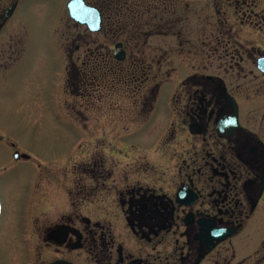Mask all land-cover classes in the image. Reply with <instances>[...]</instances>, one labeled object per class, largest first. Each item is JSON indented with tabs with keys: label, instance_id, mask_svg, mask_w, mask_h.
I'll use <instances>...</instances> for the list:
<instances>
[{
	"label": "flooded vegetation",
	"instance_id": "obj_1",
	"mask_svg": "<svg viewBox=\"0 0 264 264\" xmlns=\"http://www.w3.org/2000/svg\"><path fill=\"white\" fill-rule=\"evenodd\" d=\"M70 1L60 0L61 10L68 14L73 23L70 27L78 34L84 24L71 17ZM160 1L164 5L163 13L167 12L170 0ZM236 1L242 16L262 17L264 22V10H256L259 0ZM25 2L0 0L2 70H12L24 57L25 40L18 32L24 20L17 16ZM85 2L102 14L99 32L111 35L129 32L133 24L141 30L143 38H150L160 30L156 27L176 25L175 20L171 23L162 18L163 24L144 21L142 0ZM176 4L175 1L173 7ZM250 22L256 27L263 26ZM84 26L94 34L99 33ZM221 33L227 36L222 35L225 39H219V44L211 49L226 60L229 58L230 67L226 69L234 78L227 70L225 74L206 72L207 64H204L201 70L181 80V90L178 88L171 96L169 125L154 141L153 161L146 154L129 152L128 147L132 144V149L137 150L139 144L145 145L137 137L147 138L146 125L156 115V105L150 103L157 102L161 83L148 91L143 87L135 90V94L145 97L142 100L145 103L136 107L143 109L144 118H149L137 131H128L127 127L115 141L112 127L99 121L104 125L99 128L106 132L102 131L96 140L104 147L86 153L88 144L85 147L84 141L78 153L59 162L64 164V169L47 175L54 185L43 186L41 191L36 186L31 198L35 209L43 206V215L33 214L27 220H44L41 229L31 223L30 233L33 236L36 228L40 230L43 248L50 254L43 264L59 259L74 264H264V121L256 120L252 124L246 119L248 113L256 117L264 112L258 105L246 111L237 96V82L234 89L228 84L227 80L237 81V69L238 72L244 69L243 64L253 54L239 51L237 36L229 39L230 28ZM143 41L140 44L144 47L149 45L148 40ZM118 42L126 51L122 61L115 58V50L103 54L101 47L96 46L90 47L89 53L94 61L85 58L81 62L83 43L79 35L64 44L62 48L68 55L67 91L78 98L91 96L101 66H105L112 80L117 69L115 63L128 59L134 63V57H128L127 41ZM257 59L254 64L258 67ZM137 60L141 74L133 80L138 87L139 83L146 85L151 75L145 60ZM157 60L161 66L162 59ZM175 70L176 67L170 72ZM126 76L122 70L121 79L129 82L130 77ZM82 106L74 105L73 109L81 113ZM235 115L236 125L229 124L227 131L221 130V121ZM156 127L154 123L152 128ZM116 143L124 145L117 153L112 149ZM117 158L124 161L123 168H117L122 164ZM72 161L73 168L65 169ZM3 219L1 202L0 220Z\"/></svg>",
	"mask_w": 264,
	"mask_h": 264
},
{
	"label": "rangeland",
	"instance_id": "obj_2",
	"mask_svg": "<svg viewBox=\"0 0 264 264\" xmlns=\"http://www.w3.org/2000/svg\"><path fill=\"white\" fill-rule=\"evenodd\" d=\"M175 1L177 4L173 7ZM131 3L133 6L134 2ZM61 6L60 0H26L17 16L24 20L18 30L25 40L24 57L12 70L0 68V198L4 217L0 220V264H43L48 260L50 254L43 248L40 230L36 228V234L30 235L31 223L41 229L44 221L27 220L33 214L43 215V206L38 205L35 209L31 193L37 190V185L39 191L43 186L54 185L47 175H55L64 169V164L59 165V162L78 153L84 141L85 147L88 144L86 153H91L94 148L102 149L104 146L97 143L96 138L106 129L101 130L99 126L104 127L107 123L112 127L114 140L120 139L127 127L128 131H137L149 118H144L143 109L136 107L145 103L142 102L145 97L135 94V90L143 87L148 91L161 83L157 102H149L156 105V115L146 125L147 138L137 137V141L145 145L139 144L137 150L132 149V144L128 147L129 152L146 154L153 161L154 141L169 125L171 96L178 88L181 90V80L189 73L201 70L204 64H207L206 72L221 74L230 67L229 58L226 60L211 49L219 44V39H225L222 35L227 36L226 33L221 32L227 28L232 30L228 35L230 40L237 36L239 51L247 50L253 54L243 64L244 69L240 72L237 69V81L227 80L228 84L234 89L237 82V96L246 111L258 105L264 112V74L254 64L255 58L264 54V22L262 17L242 16L236 0H170L165 13L160 0H142L140 7L144 21L152 25L163 24L162 19L176 22L172 27L169 23L165 27H154L160 30L150 38H143L141 30L133 24L129 32L118 31L114 35L105 31L94 34L82 25L80 33L75 34L76 29L70 27L73 23ZM256 10H264V0L258 1ZM250 21L263 26L256 27ZM74 34L79 35L83 43L81 62L85 58L94 61L92 56L89 57L90 47L100 46V51L105 54L107 50L114 51L118 41H127L128 57L133 56L135 62L128 59L124 63H115L117 69L112 80L105 66H101L94 94L78 98L67 91L68 55L62 48L73 41ZM144 39L149 41L146 47L140 44ZM87 41L91 43L87 44ZM100 57L104 58L103 55ZM138 58L145 60L151 76L146 85L139 83L137 87V81L133 79L141 74ZM158 58L162 59L161 66ZM174 67L176 70L171 73ZM122 70L130 77L129 82L121 79ZM229 75L234 78L231 73ZM74 105L78 108L83 105L82 112L77 113ZM255 116L248 113L246 119L252 124L256 120L264 121V113ZM154 123H157L155 130L152 128ZM123 147L116 143L112 149L117 153L120 152L118 148ZM15 148L32 158L17 160ZM120 162L122 164L117 168H123L124 161ZM68 165L65 169L73 168V161Z\"/></svg>",
	"mask_w": 264,
	"mask_h": 264
},
{
	"label": "water",
	"instance_id": "obj_3",
	"mask_svg": "<svg viewBox=\"0 0 264 264\" xmlns=\"http://www.w3.org/2000/svg\"><path fill=\"white\" fill-rule=\"evenodd\" d=\"M69 9L71 16L77 21L87 24L92 31H99L102 27L103 17L101 12L97 8L90 7L86 4L85 0H71L69 2ZM122 43L119 42L116 45L115 57L119 60H124L126 58V51L122 48ZM259 67L264 71V57L259 58L258 60ZM236 115L233 117L225 118L220 123V129L227 131L226 128L229 124L236 125ZM225 127V129L223 128ZM16 158H29L30 156L26 153L22 154L17 151L15 153ZM0 212H1V203H0ZM48 264H74L73 262L67 260H55Z\"/></svg>",
	"mask_w": 264,
	"mask_h": 264
}]
</instances>
